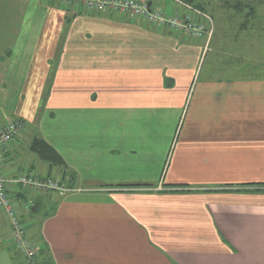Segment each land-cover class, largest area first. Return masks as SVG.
<instances>
[{
  "label": "crops",
  "instance_id": "1",
  "mask_svg": "<svg viewBox=\"0 0 264 264\" xmlns=\"http://www.w3.org/2000/svg\"><path fill=\"white\" fill-rule=\"evenodd\" d=\"M136 1L205 27L215 12ZM261 16L235 17L245 34L219 22L208 48L128 11L0 0V125L26 128L0 166L72 189H8L38 264H264V74L243 64ZM37 136L64 168L32 150ZM11 233L0 210V264H26Z\"/></svg>",
  "mask_w": 264,
  "mask_h": 264
},
{
  "label": "built area",
  "instance_id": "2",
  "mask_svg": "<svg viewBox=\"0 0 264 264\" xmlns=\"http://www.w3.org/2000/svg\"><path fill=\"white\" fill-rule=\"evenodd\" d=\"M69 1V0H67ZM84 3L90 10H111L128 11L134 16H143L146 19L166 25L176 29H182L194 35H202L205 32L203 26L196 25L189 16L169 17L160 9H152L147 3L137 2L136 0H77ZM25 129V122L21 119H13L4 125H0V149L8 145L15 137L22 134ZM11 185H23L38 192L56 191L60 195L72 189L62 182L59 178L39 177L31 174H22L14 178H7L0 166V210L4 211L9 217L12 225L11 239L16 249L25 257L26 264H38V249L25 231L24 225L18 216L8 189Z\"/></svg>",
  "mask_w": 264,
  "mask_h": 264
},
{
  "label": "rangeland",
  "instance_id": "3",
  "mask_svg": "<svg viewBox=\"0 0 264 264\" xmlns=\"http://www.w3.org/2000/svg\"><path fill=\"white\" fill-rule=\"evenodd\" d=\"M59 1H62V0H59ZM69 1H71V0H69ZM69 1L64 0V2H67V3ZM219 1L220 0H212L211 3H208V5H210V6L206 7L207 9L210 8V11H212V12L215 11L214 14L211 15L213 19L211 18L212 20H211V23H210L209 27L208 26L205 27L203 24L194 22L192 20L193 23H195L196 25L203 26V28L205 29V32L202 35L196 36L193 33H188V32H186V31H184L182 29H176V28H174V29L178 30V31H181L183 33H187L188 35H191V36H195V37H203L204 36V37H206L207 40H208L207 41L208 48H210L209 46H210L211 39L212 38L214 39L215 36L217 35V31L215 33V30H217L218 25H220V23L223 24V22L224 23H229V22H227V20L230 21V26H228L227 29H226V31H227L226 34L227 35L230 34V33L235 34L236 33L235 30L240 31L241 34H243V33L245 34L244 28H241V26L242 27H245V26L236 25L237 20L235 19V17H237V16H234L233 12H232V16H234V17H231V18H233V20H230V18H229L230 16L227 13H224L223 11H220L219 6L222 5L223 3H222V1L221 2H219ZM142 3H146V2H142ZM149 7H151V6H149ZM227 10H229V9L227 8ZM262 10L264 11V8H262ZM169 17H172V16L169 15ZM189 18H191V17H189ZM239 19H240V21H243V19H241V18H239ZM234 24H235V26H234ZM247 28L250 29V25ZM257 29H259V27H254L252 29V31H254L253 33H255V31H257ZM214 34H215V36H214ZM253 38H256V40L254 39V43H253L254 46L250 47L249 45H247L248 47H247V53L246 54L248 56V58H247L248 60L245 63H243V64H246L250 68L249 70L252 71V74H254V75L255 74H264V38H263V36H262V38H258V37H253ZM249 50H252V51H249ZM238 64H241V63L238 62ZM1 112L2 111L0 109V117H1V115L3 116V114ZM24 130H26V128ZM30 131L31 130H29V132L27 134H29Z\"/></svg>",
  "mask_w": 264,
  "mask_h": 264
},
{
  "label": "trees",
  "instance_id": "4",
  "mask_svg": "<svg viewBox=\"0 0 264 264\" xmlns=\"http://www.w3.org/2000/svg\"><path fill=\"white\" fill-rule=\"evenodd\" d=\"M194 1L197 0H190V2H194ZM221 1L224 6H227L226 8H231L233 10L234 16L241 17L243 19L242 24L245 26L244 28H247L250 25L251 19L252 20L258 19L259 16H261L260 9L264 8V0H221ZM197 6L200 8L203 7L201 4L198 3ZM261 17H260L261 20L259 19L258 22L252 21L254 22L252 24L253 28L259 27L260 22L264 24V16ZM31 148L42 159L48 161L52 166H60L64 168L65 161L63 157L58 153V151L52 145H50L42 137L37 136L36 138H34Z\"/></svg>",
  "mask_w": 264,
  "mask_h": 264
},
{
  "label": "water",
  "instance_id": "5",
  "mask_svg": "<svg viewBox=\"0 0 264 264\" xmlns=\"http://www.w3.org/2000/svg\"><path fill=\"white\" fill-rule=\"evenodd\" d=\"M148 5L150 6V3Z\"/></svg>",
  "mask_w": 264,
  "mask_h": 264
}]
</instances>
